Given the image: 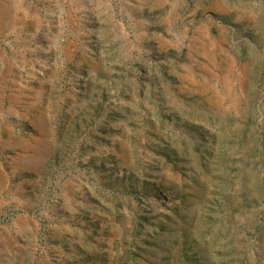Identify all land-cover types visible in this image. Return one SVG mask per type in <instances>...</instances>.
<instances>
[{"label":"rangeland","instance_id":"rangeland-1","mask_svg":"<svg viewBox=\"0 0 264 264\" xmlns=\"http://www.w3.org/2000/svg\"><path fill=\"white\" fill-rule=\"evenodd\" d=\"M0 264H264V0H0Z\"/></svg>","mask_w":264,"mask_h":264}]
</instances>
